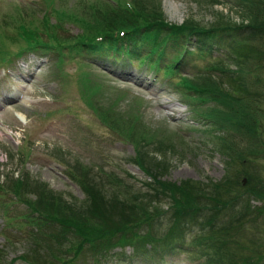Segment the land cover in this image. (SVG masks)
I'll return each mask as SVG.
<instances>
[{"label": "trees", "instance_id": "trees-1", "mask_svg": "<svg viewBox=\"0 0 264 264\" xmlns=\"http://www.w3.org/2000/svg\"><path fill=\"white\" fill-rule=\"evenodd\" d=\"M126 1L132 4L131 8L125 6L124 0H118L115 7L108 2L88 5L77 2L73 23L80 34L67 42L71 43L67 44L69 51L95 52L102 44L95 41L97 35L110 40L113 31L130 29L136 19H147L161 26L163 44L156 51L151 50L155 62L160 61L166 48L172 47L181 51L176 54V60L186 61L183 39L191 35L226 41L230 62L219 59L217 68L200 79L193 95L182 94L187 103L213 102V107L206 108L201 115L208 120V126L221 133L216 140L217 150L225 157V176L217 183L189 179L166 181L169 163L162 130L134 125L131 120L120 118V123L108 122L106 109L96 107L91 100L99 92L100 84L83 78L87 104L106 128L120 133L132 144L134 155L130 161L150 181L143 183L146 189H130L128 183L123 184L113 174L108 175V181L115 185L95 175L88 177V170L82 166L77 169L67 166L65 175L79 186L83 194L80 200L64 198L48 191L44 185L28 188L25 183L26 191L32 189L34 194V201L27 202L38 215L33 225L45 224L47 232L40 238L34 234L32 247L19 259L30 264H69L74 259L86 264L84 259L89 257L96 263L106 258L113 247L128 245L133 256L151 262L162 261L167 252L179 251L199 253L197 264H258L264 258L260 250L262 239L243 234V229L247 225L255 226L262 214V206L251 202L264 200V181L254 182L251 187L254 177L247 171L249 163L264 156L259 99L263 98L259 72L264 68V0H241L245 6L241 16L246 24L242 20L237 24L219 19L211 25L199 24L192 18L180 25L167 23L159 0ZM41 3L40 18L27 23H20L21 18L16 20L24 43L39 42L53 27L49 23L51 16L57 23L70 19L75 11L74 7L62 11L55 6V0H41ZM134 11L136 15H132ZM119 125L123 133L117 130ZM240 176L246 179V186L230 196L232 186H241ZM162 223L164 229H160ZM241 234L246 236L244 241L240 240ZM38 247L49 253V259L42 262L34 259Z\"/></svg>", "mask_w": 264, "mask_h": 264}, {"label": "rangeland", "instance_id": "rangeland-1", "mask_svg": "<svg viewBox=\"0 0 264 264\" xmlns=\"http://www.w3.org/2000/svg\"><path fill=\"white\" fill-rule=\"evenodd\" d=\"M5 1L8 2L0 4V16L4 13H10L12 17L17 19V11L13 9L10 12V6L12 4L19 5L20 0ZM34 1L38 3V0ZM71 1L69 0V3ZM219 1L220 4L217 5L209 0H160V7L166 18L174 23H181V21L187 18H192L201 24H209L214 19L236 23L241 20V15L236 12L238 9L237 5L235 6L234 0ZM103 2L105 1L86 0L82 4L88 5ZM67 6L68 0H63L59 3V7L62 10ZM32 8L37 9L39 15L43 6L33 4ZM50 20H53L52 16ZM243 23L245 24V21ZM6 28L10 29L7 26L4 30L0 31V36L4 40L2 47H0V57L24 39L17 32ZM66 30L69 34L77 32L74 26H67ZM226 43V41L217 40L216 49L213 51L228 56L230 54L228 52L229 44ZM166 51H170L176 56V52L179 50L174 49L172 51L166 48ZM197 56L196 54V56L184 57L188 60L193 58L184 67V74L192 76L194 73H198V70L201 72L203 67H206L204 65L207 61L200 60ZM47 59L48 64L46 62V64L41 65L36 70L34 76L28 77L27 73L31 71V68L30 66H24L16 70H10L8 77H5L3 82L1 81L0 83L1 93L9 90V87L5 86L7 81L10 84L14 83V87L19 88V85L24 83L23 80H28V85L25 86L26 95L24 100L20 101V105L13 107L10 104L7 111L0 114V126H4L0 127V183H3L4 186L5 177H10V175H13L17 171L16 175H28L31 187L44 185L47 189H51L54 193H58L64 198L80 200L83 194L76 183L66 177L65 172L67 166L74 167L75 169H77V166H82L88 170V177L95 175L102 180L104 179L106 183H110L108 175L113 174L121 179L123 184L127 182L134 189H146L142 185L145 176L128 160L134 152L131 145L119 139L122 138L120 133L116 131L112 132L100 123L88 107L85 92L81 86L78 87L76 82L77 73L75 75V72L77 69L74 70L75 63L68 62L63 65L62 70L67 72L66 75L71 74V76L66 78L68 82L62 80L60 84L59 82L57 84L54 75L58 71L55 65H53L54 58L47 56ZM228 61V59L225 60V62ZM185 62V60H182V64ZM35 65H31V67L34 68ZM104 65L106 63L101 64L98 62L97 65L91 62L84 70L89 72V77L92 75L98 76L102 83H107L108 81L115 82V77H111L102 68ZM121 71L128 74L131 70L129 67H126ZM133 71L139 75L143 72L145 73L144 68L141 70L134 69ZM260 71L262 72V76L260 77L263 83L262 92H264V68ZM0 72L2 75V70ZM112 93L117 94L112 90L102 89L96 93L93 99L101 104H111L112 101L116 100V110L122 115L123 104L126 101L125 99H118ZM126 98L133 100L130 97ZM166 99L172 102H168ZM159 100L151 101L150 103L136 100L139 107L134 103H130V105H135V111L141 113L148 122L150 120L152 122L163 120L167 123V119L169 121L167 124L172 128L181 129L180 133L185 140H181L180 147L176 148L175 152L172 153L171 151L168 153L169 169L165 179L168 181L182 179L219 181L225 174L223 157L212 150L206 134L204 132H194L195 130L192 129H185L192 121L187 117L186 113L183 114L185 108L181 105H176L177 103L174 98H168L165 95L164 98H160ZM159 103H164V106H160ZM182 117L183 119L181 120ZM111 119L115 120V123H120L118 116H113ZM179 120L181 121L177 122ZM183 120H186V122ZM261 121L262 128L260 132L263 135L261 140L264 142V103L261 108ZM117 130L121 133L124 131L120 125ZM54 149L60 150L62 154L59 155ZM247 168L250 169L247 170L249 174L251 173L250 175L254 177L250 182L251 187L254 182L260 183L261 179V182L264 181V157L249 163ZM241 177H239L240 181H242ZM245 186L246 180L242 181L239 188L232 186L230 196L235 191L240 192L244 190ZM248 187L249 184L247 185ZM1 189L5 188L0 186V202L6 201L9 197L11 198L8 192ZM251 203L262 206V214L259 216V222L256 221L255 226L247 225L243 229V234L248 233L250 234L248 236H253L255 240L261 238L262 243L260 244L262 246L260 250L264 254V200L262 202L252 201ZM16 204L15 209L17 213L22 214L23 207L18 206L21 204V201L17 199ZM12 212H14L13 207ZM11 224L12 227L9 230L16 237V244L13 246V251H7L9 259L21 253L25 246L22 242L25 227L17 219H13ZM157 228L159 227L156 226ZM160 229H164V223L161 224ZM243 234L240 235L241 241H244V237L246 238ZM1 238L2 236L0 235V245L2 243ZM129 250L130 248L126 247L123 250V256L107 259L100 264H197V258L200 256L199 253L186 254L179 251H170L166 253L161 262H141V260L137 259L129 263L128 258L124 257V253L127 254ZM118 251L116 247L114 252ZM12 264L23 263L15 261ZM258 264H264V258Z\"/></svg>", "mask_w": 264, "mask_h": 264}]
</instances>
